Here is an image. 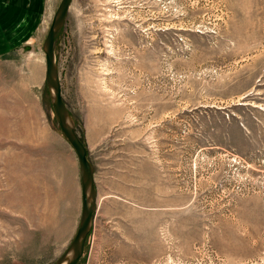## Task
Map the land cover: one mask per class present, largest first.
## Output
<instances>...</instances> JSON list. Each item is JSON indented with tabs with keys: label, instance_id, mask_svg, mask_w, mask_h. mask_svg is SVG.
<instances>
[{
	"label": "rangeland",
	"instance_id": "rangeland-1",
	"mask_svg": "<svg viewBox=\"0 0 264 264\" xmlns=\"http://www.w3.org/2000/svg\"><path fill=\"white\" fill-rule=\"evenodd\" d=\"M60 1L0 51V264H54L81 216L45 78ZM55 54L99 203H113L78 264H130L125 187L128 229L132 207L148 211L146 264H264V0H73ZM105 229L118 235L100 244Z\"/></svg>",
	"mask_w": 264,
	"mask_h": 264
},
{
	"label": "water",
	"instance_id": "water-1",
	"mask_svg": "<svg viewBox=\"0 0 264 264\" xmlns=\"http://www.w3.org/2000/svg\"><path fill=\"white\" fill-rule=\"evenodd\" d=\"M72 2L73 0L60 1L43 43L46 64L45 78L51 104L60 134L76 152L82 194V209L77 230L66 250L54 264H78L84 254L97 207L95 168L88 156V149L78 134L75 120L63 99L59 66L55 54V41L65 25Z\"/></svg>",
	"mask_w": 264,
	"mask_h": 264
},
{
	"label": "crops",
	"instance_id": "crops-1",
	"mask_svg": "<svg viewBox=\"0 0 264 264\" xmlns=\"http://www.w3.org/2000/svg\"><path fill=\"white\" fill-rule=\"evenodd\" d=\"M44 0H0V51L10 50L6 47L8 44V36L11 30L16 26H20V34H29L38 27L44 12ZM96 184V178H95ZM97 188V187H96ZM125 200L123 208L125 209L124 219V235L125 246L128 252V258L130 264H146L148 262V250H149V223L147 220L148 211L146 205L143 202L137 205L134 209H130V213L135 218L130 221V228L128 229V187H125ZM97 189V207L93 219L95 222L96 217L102 214L108 215L111 211L113 203L104 199V203H99ZM112 198V197H111ZM111 204V205H110ZM100 211V212H99ZM100 228L102 225L106 227L102 218L99 219ZM95 225V224H94ZM106 233H100V244L111 242L113 238L118 235L116 232H112L111 229H105ZM155 234V233H153ZM127 254V253H126Z\"/></svg>",
	"mask_w": 264,
	"mask_h": 264
},
{
	"label": "built area",
	"instance_id": "built-area-1",
	"mask_svg": "<svg viewBox=\"0 0 264 264\" xmlns=\"http://www.w3.org/2000/svg\"><path fill=\"white\" fill-rule=\"evenodd\" d=\"M207 259L212 264H214V262H218V264H220L221 261H222V259L220 258V256L218 254H216V253H213V252L209 255V257H207ZM193 262H194V264H201V261L199 260V258H196L195 260H193ZM193 262H192V264H193Z\"/></svg>",
	"mask_w": 264,
	"mask_h": 264
},
{
	"label": "bare ground",
	"instance_id": "bare-ground-1",
	"mask_svg": "<svg viewBox=\"0 0 264 264\" xmlns=\"http://www.w3.org/2000/svg\"><path fill=\"white\" fill-rule=\"evenodd\" d=\"M92 227H93V224H92ZM92 230V229H91ZM91 233V232H90ZM91 234L88 235V237H90ZM85 251V250H84Z\"/></svg>",
	"mask_w": 264,
	"mask_h": 264
}]
</instances>
